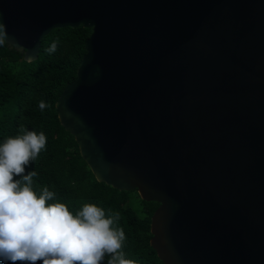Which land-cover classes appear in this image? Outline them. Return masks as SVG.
<instances>
[{
    "label": "water",
    "instance_id": "water-1",
    "mask_svg": "<svg viewBox=\"0 0 264 264\" xmlns=\"http://www.w3.org/2000/svg\"><path fill=\"white\" fill-rule=\"evenodd\" d=\"M26 62L90 28L55 101L97 182L158 204L163 264H264V0H0Z\"/></svg>",
    "mask_w": 264,
    "mask_h": 264
},
{
    "label": "trees",
    "instance_id": "trees-1",
    "mask_svg": "<svg viewBox=\"0 0 264 264\" xmlns=\"http://www.w3.org/2000/svg\"><path fill=\"white\" fill-rule=\"evenodd\" d=\"M90 34L91 29L81 25L52 29L40 41L37 58L31 62L0 44V144L18 135L21 125L28 131L43 132L46 145L25 171L37 172L34 191L39 194L47 187L55 193V202L65 204L73 214L86 203L102 208L106 216L109 210L119 212L120 220L113 227L124 230L121 250L125 258L137 264H163L149 245L150 217L158 204L141 200L135 190L119 191L97 182L80 157L73 136L57 118L55 101L65 84L75 78ZM19 60L23 66L15 72L13 66ZM41 100L47 105L43 111L38 106ZM150 204L153 207L149 208ZM109 258L106 254L103 264ZM0 264L10 262L0 260Z\"/></svg>",
    "mask_w": 264,
    "mask_h": 264
},
{
    "label": "clouds",
    "instance_id": "clouds-1",
    "mask_svg": "<svg viewBox=\"0 0 264 264\" xmlns=\"http://www.w3.org/2000/svg\"><path fill=\"white\" fill-rule=\"evenodd\" d=\"M5 38L0 25V44ZM38 106L42 111L47 107L43 100ZM45 145L43 132L28 131L24 125L18 135L0 144V260L103 264L107 254V264H137L121 250L124 230L113 227L120 220L119 212L109 210L106 216L102 208L86 203L73 214L65 204L55 202V193L47 187L39 194L34 191L37 172L25 171Z\"/></svg>",
    "mask_w": 264,
    "mask_h": 264
},
{
    "label": "rangeland",
    "instance_id": "rangeland-1",
    "mask_svg": "<svg viewBox=\"0 0 264 264\" xmlns=\"http://www.w3.org/2000/svg\"><path fill=\"white\" fill-rule=\"evenodd\" d=\"M22 66H23V63L19 60V61L13 66L15 72L18 71ZM148 207L151 208V207H153V205L150 204Z\"/></svg>",
    "mask_w": 264,
    "mask_h": 264
},
{
    "label": "bare ground",
    "instance_id": "bare-ground-1",
    "mask_svg": "<svg viewBox=\"0 0 264 264\" xmlns=\"http://www.w3.org/2000/svg\"><path fill=\"white\" fill-rule=\"evenodd\" d=\"M24 59V58H23Z\"/></svg>",
    "mask_w": 264,
    "mask_h": 264
}]
</instances>
